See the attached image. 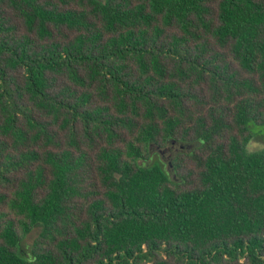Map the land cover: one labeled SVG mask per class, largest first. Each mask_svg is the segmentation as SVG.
Segmentation results:
<instances>
[{"label":"trees","instance_id":"trees-1","mask_svg":"<svg viewBox=\"0 0 264 264\" xmlns=\"http://www.w3.org/2000/svg\"><path fill=\"white\" fill-rule=\"evenodd\" d=\"M258 134L264 0H0V264H264Z\"/></svg>","mask_w":264,"mask_h":264},{"label":"rangeland","instance_id":"rangeland-1","mask_svg":"<svg viewBox=\"0 0 264 264\" xmlns=\"http://www.w3.org/2000/svg\"><path fill=\"white\" fill-rule=\"evenodd\" d=\"M264 145V136L261 134L253 136L252 140L247 146V150L257 151ZM188 147L180 144H167L163 148H154L151 152V159L146 163H156L161 165V167L168 173L169 176L173 177V166L172 160L179 152L186 151ZM29 242V241H28Z\"/></svg>","mask_w":264,"mask_h":264}]
</instances>
